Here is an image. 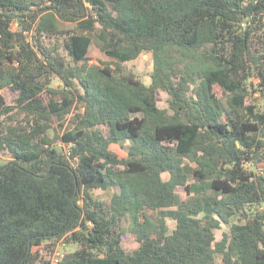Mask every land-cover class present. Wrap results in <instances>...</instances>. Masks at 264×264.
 I'll return each instance as SVG.
<instances>
[{
  "label": "trees",
  "instance_id": "1",
  "mask_svg": "<svg viewBox=\"0 0 264 264\" xmlns=\"http://www.w3.org/2000/svg\"><path fill=\"white\" fill-rule=\"evenodd\" d=\"M145 54L149 85L121 66ZM257 93L264 0H0V264H264Z\"/></svg>",
  "mask_w": 264,
  "mask_h": 264
},
{
  "label": "rangeland",
  "instance_id": "2",
  "mask_svg": "<svg viewBox=\"0 0 264 264\" xmlns=\"http://www.w3.org/2000/svg\"><path fill=\"white\" fill-rule=\"evenodd\" d=\"M73 27H74L73 24H70V23L61 22V24H60V28L64 31V33H67ZM27 34L31 35V33H27ZM116 62H117L116 60L111 59V58L107 57L104 53H102L97 48V46L95 44H93L91 46L90 52H89V64L90 65L104 66L105 64H111L113 68H116L115 67ZM121 66H122L123 71L125 73H129L130 71H133L137 75V77L145 85H149L151 83V75H152L153 70H154V63H153L152 56L150 54H145V55L141 56L140 58H138L136 61H133L130 63H122ZM55 85L58 86L59 83L57 82ZM217 91L219 93V96L222 95V91L220 89H218ZM4 95H5V98L7 99V101L9 103H12V101L14 99L13 93L10 90H6L4 92ZM250 102L258 104L260 106V108L264 111V100H262L260 98L258 93L254 94L252 96V98L249 99V103ZM158 104H159V107L161 109H165L168 107L160 95L158 96ZM49 134L51 136L55 137V133L53 132V130H51L49 132ZM61 134H62V132H61ZM59 144H60V146L63 145L62 142H60V141H59ZM112 149L122 158L128 156L127 151L122 149V147H120L119 145H113ZM11 157L12 156L9 154L8 151H4V150L0 151V166L7 164L11 160ZM247 167L250 170L264 174V162L260 163L256 167H253L252 165H247ZM177 191H178V194H179L182 201H186L188 199V195L186 193L185 187H179ZM93 196L96 199L106 200V199L111 198L112 192L111 191L103 192L100 190H95L93 192ZM244 223H245V221L243 220V218L240 215L233 217L231 219V223L228 225L223 223L222 228L215 231L216 240L218 242L222 241V239L224 238V235L229 234L231 224H244ZM129 224H130V221L127 220L125 222V226L128 227ZM167 224H168V228H169V234H171L172 231L175 229L176 224L172 219H167ZM127 238L128 239H126V241H125L126 250L130 251V250L137 249L139 247V244L137 243L136 237L134 235H129V237H127ZM60 249H59L60 252H63V251L69 252L70 251V247H66V246L61 247ZM46 250L50 251V248L46 249ZM46 250H44L43 254L46 257V259H49L50 256L52 255V253L46 252ZM219 260L221 261V258H219Z\"/></svg>",
  "mask_w": 264,
  "mask_h": 264
},
{
  "label": "built area",
  "instance_id": "3",
  "mask_svg": "<svg viewBox=\"0 0 264 264\" xmlns=\"http://www.w3.org/2000/svg\"><path fill=\"white\" fill-rule=\"evenodd\" d=\"M61 247H65V244H62V243L59 244L57 249L52 253V255L49 258L50 264H64V259H65L67 252L65 251L60 252Z\"/></svg>",
  "mask_w": 264,
  "mask_h": 264
}]
</instances>
